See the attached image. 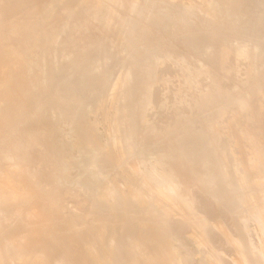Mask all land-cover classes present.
Segmentation results:
<instances>
[{"label":"bare ground","instance_id":"1","mask_svg":"<svg viewBox=\"0 0 264 264\" xmlns=\"http://www.w3.org/2000/svg\"><path fill=\"white\" fill-rule=\"evenodd\" d=\"M38 2L0 0V264H186L183 252L196 264H264V64L233 95L220 83L224 64L229 51L247 58V45L230 35V48L211 45L192 31L191 51L154 35L171 16L186 25L210 11L220 18L218 0ZM56 9L90 31L82 52L103 56L77 63L73 84L59 83L55 54L44 61L49 79L32 67L42 31L49 40L44 17ZM115 20L118 36L108 34ZM144 36L152 39L145 53L132 49ZM116 41L137 57L104 92ZM36 144L55 169L33 163ZM82 158L89 193H69ZM223 247L234 250L228 259Z\"/></svg>","mask_w":264,"mask_h":264},{"label":"rangeland","instance_id":"2","mask_svg":"<svg viewBox=\"0 0 264 264\" xmlns=\"http://www.w3.org/2000/svg\"><path fill=\"white\" fill-rule=\"evenodd\" d=\"M38 1V7L41 4H43L41 7L47 6L49 4L48 2L45 3L47 0ZM208 1L213 4L216 0H206V2ZM215 12L220 15V18L212 19L213 12L210 11V15L208 16H202L201 14L198 16H191L190 19L192 20V23L187 25L184 21L176 22L174 17L171 16L167 20L170 27H157L156 32L154 33L155 39H157V42L164 46H174L175 44H178L182 48H187L191 51H194L192 47L187 45L188 36L192 31H194L201 33L202 38L207 39L208 43L211 45H220L222 47L230 48L232 45L227 40V35H230L231 39L235 43L247 45L249 47V55L247 58L240 57L238 52H228L226 62L224 64L227 73L221 75L222 78L220 79V83L226 90H228L233 95H239L244 93L246 90L241 82L247 80L246 78L248 76H256V69L260 68L264 64V30L261 29L257 32H251V29L255 24H257L258 27H264V0H218ZM40 13L42 12H38L37 16L42 15ZM178 16L180 17V15ZM44 19L47 22L46 24L49 29V40H46L47 38L45 35H43L42 31V39L35 43V47L40 51V56L32 65L34 70L38 72L37 77L40 81L49 79L52 76V67L50 65L44 66V61L50 60L54 54L55 58L52 62L53 66L56 68L59 67L63 72L59 77V83H62L65 79H67V76L70 84H73L77 80L76 76L73 75V68L80 61L88 59L90 56L97 57L100 59V61L103 60V56L98 51V49H93L92 51L85 53H83L80 49V44L86 40L90 31L81 32L79 27L76 26L75 22H70L67 20V17L62 15L60 16L58 9L45 16ZM67 24L69 25L66 26ZM176 24H184V26L187 28V31L175 28L174 26ZM119 26L120 25L118 21L115 20L112 25L108 27V34L118 36ZM1 33L2 30L0 29V34ZM151 40V36L141 37L138 39L135 47L133 46L132 49L137 48V52L139 51L145 53L144 48L150 45ZM255 45L258 47L255 48ZM109 51L111 54H113L114 60L109 63L106 71L113 69V76L109 82H106L104 85L99 87V90L102 89L104 92H109L111 89V82L119 73L120 66L126 60H135L137 57V52L125 50L124 46L118 41L112 44V46L109 48ZM209 52L211 55H214L215 49L210 48ZM171 64L172 63L169 62L162 67L164 68L165 66H169ZM190 64L191 67L198 68V63H196L194 60H191ZM173 79L175 80L177 78L174 77ZM93 80L97 81L98 78H94ZM202 81L209 83V80ZM175 85L176 84L172 85V87L174 88ZM163 91V87H157L155 88L154 94L159 95ZM51 97L52 96L47 97L45 101H49ZM93 101L94 100L92 98H87L83 102V107H90ZM63 107L69 108L68 105H63ZM149 116L157 117L159 116V113L153 109L149 112ZM65 133L66 129H63V131L60 133L61 137H64ZM41 150L42 147L39 144H36L33 149H31L30 152L33 156V163L37 167L44 166L48 170L55 169L58 163L48 159H41L39 157ZM88 165L87 158H82L80 161L82 170L76 174V177L71 179L69 184L70 187L67 188L69 193H74L72 187L78 189L81 188L84 192L89 193V189L86 187L89 183L87 177L88 175L85 173ZM79 181L83 182L82 185L79 184ZM63 185L64 184H62L61 187ZM68 211L72 214L80 213V210L73 205L69 207ZM215 211L216 210L212 211V215L209 216L210 220L215 219ZM218 213L219 211L217 210L216 216H218ZM231 248L232 247L222 248L221 252L225 250V253L223 252L224 257L227 256L229 258V256L233 255L234 250ZM180 252L182 253L183 251L180 250ZM182 254L186 264H196L195 259L187 256L185 252Z\"/></svg>","mask_w":264,"mask_h":264}]
</instances>
